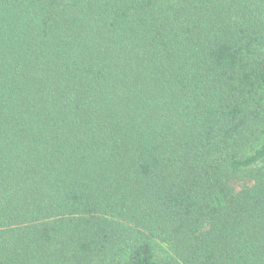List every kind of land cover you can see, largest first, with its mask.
<instances>
[{
  "label": "trees",
  "instance_id": "16d2710c",
  "mask_svg": "<svg viewBox=\"0 0 264 264\" xmlns=\"http://www.w3.org/2000/svg\"><path fill=\"white\" fill-rule=\"evenodd\" d=\"M0 264H264V0H0Z\"/></svg>",
  "mask_w": 264,
  "mask_h": 264
}]
</instances>
